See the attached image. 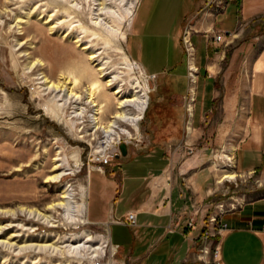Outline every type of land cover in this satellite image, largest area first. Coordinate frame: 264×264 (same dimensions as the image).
<instances>
[{
    "label": "crops",
    "instance_id": "crops-1",
    "mask_svg": "<svg viewBox=\"0 0 264 264\" xmlns=\"http://www.w3.org/2000/svg\"><path fill=\"white\" fill-rule=\"evenodd\" d=\"M185 30L199 70L186 154L141 160L148 165L122 170L120 181L101 174L100 213L92 219L88 203L87 218L86 203V220L106 228L118 247L116 264H202L198 252L210 215L221 228L214 238L221 264H264V185L255 199L213 209V169L207 165L216 148H222L221 163L233 149L239 176L254 175L264 184V0L139 1L128 51L173 100L165 105H172L175 129L184 127ZM128 213L136 214V226L117 222ZM189 218H196L194 229L187 227Z\"/></svg>",
    "mask_w": 264,
    "mask_h": 264
},
{
    "label": "rangeland",
    "instance_id": "rangeland-1",
    "mask_svg": "<svg viewBox=\"0 0 264 264\" xmlns=\"http://www.w3.org/2000/svg\"><path fill=\"white\" fill-rule=\"evenodd\" d=\"M136 5L137 0H0V264H96L98 258H104L103 264H116L117 255L111 256L110 244L105 248V256L104 252L99 256L86 252L60 255L49 248L26 246L52 242L68 244L71 239H76L74 244H83L86 233H92L109 243L106 228L92 222L76 228L75 221L67 219L61 209L53 213L56 228L23 215L15 218L8 210L21 206L44 209L52 201L58 200L61 187H68L73 205L87 203L88 218L89 203L90 216L94 219L95 213H100L96 191L102 175L120 181L122 170H132L133 166L139 164L148 165L141 160L186 154L185 145L189 135L186 112L184 127L173 128V119L178 121L171 113L172 105L167 107L165 104L174 102L163 96L162 85L155 79L148 82L138 69L130 71L123 63V53L132 59L128 51L129 21ZM48 18L50 23L56 25L53 31L45 23ZM123 33L125 38L122 37ZM74 37H79L80 43H87L99 53L98 58L107 63L108 74H119L125 81L126 90L130 88L133 77L141 83L143 81L142 84L147 81L149 86V105L138 122L139 129H132V142L123 143L126 156L120 150V156L104 167L103 172L96 171L89 163V151L98 147L89 143L91 138L82 137L79 130L83 124L79 116H74L73 105L63 106L60 112L65 117L58 118L47 107L53 104L57 109V101L38 88L37 76L40 71L28 72L29 69L25 68L29 61L24 55L26 51H31L32 57L44 62L43 71L53 80L69 67L87 63V53L75 43ZM82 79L83 83H87V78ZM184 87L187 94L188 78ZM182 106L185 109L184 103ZM87 110L81 116H88L93 111L89 107ZM110 115L105 112L101 118L107 121ZM68 118L76 121L74 129L66 123ZM128 128L131 130V127ZM86 131H91V128ZM117 131L111 133L116 135ZM98 132L102 131L90 135L96 137ZM216 149L210 154L207 164L213 169V209L228 210L238 202L259 197V189L264 184L254 175L243 173V177H240L242 173L237 171L236 163L234 170L238 176L217 182L218 171L212 162L224 163L218 159L222 148ZM58 150H61L60 171L63 176L59 182H55L48 180V177L52 174L53 159L58 156Z\"/></svg>",
    "mask_w": 264,
    "mask_h": 264
},
{
    "label": "bare ground",
    "instance_id": "bare-ground-1",
    "mask_svg": "<svg viewBox=\"0 0 264 264\" xmlns=\"http://www.w3.org/2000/svg\"><path fill=\"white\" fill-rule=\"evenodd\" d=\"M139 1L140 0H137V5ZM135 11L136 9L134 10V14ZM132 19L133 17L130 18L129 21L130 26L132 24ZM45 23L49 24L50 31L55 30L56 25L50 23V18L45 20ZM122 37L125 38L124 33L122 34ZM80 42L81 39L79 37H76L75 43H77L81 47L82 51L87 53V63L77 64L74 67H69L66 71L62 73L60 72L57 79L55 80L50 78L43 71L44 62L40 59L32 57L31 51L24 52V55L29 59L28 64L25 68L29 69L28 72L36 69L40 71L37 76V79H39V82L37 84H40L38 88L42 91H45L44 94L51 95V99L53 101H57V109L53 104L47 105V107L58 118L62 119L63 117H65L60 111L61 108L63 106H67V104L73 105L75 117L85 114L86 111H89L87 110V108L89 107L90 109H93V111L90 112V115H88L89 123L93 125V129L92 127H90L91 131L93 130V135H96V131L101 130V133L109 134L110 137H112V139L114 140L119 139L122 136L132 137V129L136 131L139 129L138 122L143 118L145 110L146 108H148L149 86L147 81L142 84L143 81L141 83L138 78L133 77V79L130 81V88H127L126 90V88L124 87V79H121V76L119 74H115L113 76L108 74L109 72H107V63L102 62L103 60H100L98 58L99 53L97 54L96 51H94L87 43ZM122 59L123 63H126L127 68L130 71H133L135 69L139 70L138 65L133 62L126 53H123ZM139 72L141 74H144L142 70H139ZM82 77L87 78V83H83ZM84 104L86 106H84ZM105 112L111 114L108 117L107 121H104L101 118V116L105 114ZM65 121L67 124H70L71 129H74V126L76 124L75 120H72V118H68ZM128 126L131 127V130L128 128ZM116 130H118L116 134L117 136L111 133L116 132ZM232 152L233 149H231L230 153L223 155V160L226 163H212L214 169L218 171V183L227 178L235 179L238 176V174L234 170L235 164L232 157ZM60 153L61 150H58V156L53 159L54 167L51 170L52 174L48 177V180L59 182L63 176V172L60 171V167L62 165V157L59 156ZM59 209L64 211V216L67 219L75 221V224H77L76 228H81V226L87 223L85 217L86 205H73L72 194L68 187H61L58 200L52 201L44 209L21 206L18 209L8 210V213H10V215L14 216L15 218L19 215H23L28 219L38 221L49 227L56 228L57 225L54 224L55 219L53 213L58 212ZM1 229L2 228L0 227V231ZM85 237L86 239L83 244H80V242L74 244L73 242H75L76 239H71L68 244H58V242H52L27 244L26 246L31 247L32 245H36L40 249L49 248L52 249V252L60 253V255H78L84 254L85 252L93 256H99L103 252L104 256L106 255L105 248L109 244H111L110 242L108 243V241L103 240V238L101 237L96 238L92 233H86ZM109 246L110 251H112V246ZM103 259L104 258H98L96 264H103Z\"/></svg>",
    "mask_w": 264,
    "mask_h": 264
},
{
    "label": "built area",
    "instance_id": "built-area-1",
    "mask_svg": "<svg viewBox=\"0 0 264 264\" xmlns=\"http://www.w3.org/2000/svg\"><path fill=\"white\" fill-rule=\"evenodd\" d=\"M215 41H220L222 39V35H217ZM183 45L187 57V78H188V91L185 96L184 106L186 116L188 118L187 128L191 125V120L194 116V104L196 99V90H197V82L199 70L194 62L195 57V47L190 38V32L188 30L184 31L183 34ZM155 76H147V81L154 79ZM81 120V127L79 131L83 134L82 137L91 138L90 144H95L98 149H93L89 151L88 160L94 166V169L99 172H103L104 167L110 165L113 160L116 158L118 153L120 152L121 144H128L132 142L131 138H119L112 139L109 134L98 132L97 136L94 138L92 131H86L93 125L89 123L88 116H79ZM78 117V118H79ZM93 129V127H92ZM187 153L192 154L193 149L191 147L187 148ZM220 211V210H219ZM201 211L199 210V213ZM205 220V218H204ZM117 222L126 224L130 227H134L137 224V216L135 213H128L124 218L119 219ZM218 217L210 215L207 220V225L210 227L206 228L202 234V243L198 252V260L202 264H221V259L219 257V247L217 242L214 240L217 233L220 232L221 228L217 226ZM187 227L190 229H194L196 227V218H189L187 223ZM111 245V244H110ZM112 246V245H111ZM117 246H112L111 256L115 257L117 252Z\"/></svg>",
    "mask_w": 264,
    "mask_h": 264
},
{
    "label": "water",
    "instance_id": "water-1",
    "mask_svg": "<svg viewBox=\"0 0 264 264\" xmlns=\"http://www.w3.org/2000/svg\"><path fill=\"white\" fill-rule=\"evenodd\" d=\"M120 150H121V154L123 155V156H126V154H127V150H126V146L124 145V144H121V146H120ZM120 155H117L116 157L118 158Z\"/></svg>",
    "mask_w": 264,
    "mask_h": 264
}]
</instances>
